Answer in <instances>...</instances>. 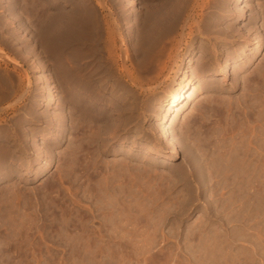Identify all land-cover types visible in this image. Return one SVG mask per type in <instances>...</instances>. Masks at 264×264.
<instances>
[{"label": "rangeland", "instance_id": "1", "mask_svg": "<svg viewBox=\"0 0 264 264\" xmlns=\"http://www.w3.org/2000/svg\"><path fill=\"white\" fill-rule=\"evenodd\" d=\"M102 2L101 9L94 0L91 5L100 23L113 24L119 36L120 65L112 78L95 67L102 87L118 93L99 107L109 129L97 131L91 181L78 176L74 130L63 135L47 127L66 101L76 99L73 22L81 4L48 8L47 25L59 12L66 18L62 51L52 52L46 40L33 38L30 4L0 0V89L7 87L2 94L12 97L0 99V152L9 148L16 161L12 177L0 178V264H264V0ZM170 2H182L181 24L187 20L193 32L185 30L179 61L163 57L157 65L168 67L162 73L155 66L157 73L132 59V51L142 17ZM218 5L228 9L220 18L234 19L228 39L200 28ZM177 33L166 43L180 41ZM190 42L194 51L187 58L182 49ZM229 42L238 51L249 45L252 67L226 53ZM208 54L219 56L221 71L197 70ZM126 56L131 62L122 66ZM182 80L195 88L194 97L181 104L167 141L159 134L170 113L164 101ZM52 92L58 104H50Z\"/></svg>", "mask_w": 264, "mask_h": 264}, {"label": "bare ground", "instance_id": "2", "mask_svg": "<svg viewBox=\"0 0 264 264\" xmlns=\"http://www.w3.org/2000/svg\"><path fill=\"white\" fill-rule=\"evenodd\" d=\"M94 1H95V5L99 9L103 8L102 0H94ZM158 1H161V0H158ZM244 1L245 0H238V2H244ZM12 2H25V3L30 4L31 8H29L27 13H28V16L31 18L30 20L32 23L31 27L33 28V31H32L33 32L32 33L33 38L38 37L37 38L38 42H40L41 39L46 40L47 41L46 45H47L48 49L51 48L50 50H52V52L53 51H59L60 48L62 49V44H63L62 38H65V36H63V34H64L63 31H66V30H64L65 26H64V22H63V21H65L64 20L65 14L62 12H59L58 15H56L54 17L53 21L51 22V25H50V23H49V25H47L46 18L48 17L47 16V11L49 10L48 8L54 3H58V4H62V5H64V4H72L73 5L74 3H77L78 5L81 4L77 8L75 7L76 9H74L75 22H73V23H75V25H74L75 38H76L75 42L78 45V54H77L78 58H77V66H76V79H77V81H76V85L74 87V89H76V91H75L76 92V99H75V102L73 105L69 104L66 101V99H64L66 102H65V105H63V106H65L63 109H65V110H63L61 112V114L58 116H54V117L50 116L51 118L48 119V126L47 127L56 126L57 128H60V131L63 135L67 134L70 130H74L75 135H76V138H75L76 139V144H75L76 147L75 148L77 149V154H75V155H77L76 156V165H77V170H78V176H80L81 178H86V179L93 181L94 175H95L94 172H96V171H94L95 166L93 168L94 152L97 151L95 144L99 143L97 141L98 140V134L97 133H99V132H97V131H100V128L103 129L104 125L107 124V119H108L107 116L104 115V113L103 114L101 113L100 104H102V106H103V104H105L107 106L108 97H111V95H115L118 93L117 91L116 92L109 91L108 89L102 87V83H104L105 80H102L103 76H99V72H98L99 70L95 69V67H97V68L101 67V71L103 72L102 74H104V76L107 75L108 78H110V77L112 78L111 71L114 70L113 67H119V65H120L119 64L120 62L118 59V54H117V51L119 49V47L117 48V40H118L119 36L117 37V35H116L117 33L115 32V28H114L113 24H111L109 22H107V23L104 22L105 24L103 25L100 23V21L95 16L94 7H93V5H91V0H12ZM92 2H93V0H92ZM227 10L228 9H226V6H224V5L219 6L218 5V7H216L214 13H212L211 15L206 17V19H204V20L202 19L203 21L200 20L201 30H203L205 33H207L210 36L214 35V37L215 36H223L224 38H227V39L230 36L233 37V34H234L233 24L234 23L232 24V22L234 19L226 20V19L220 18V13H223L224 11L226 12ZM241 11L243 14H242V17L239 18L240 21L244 19V12H243L244 10L241 9ZM145 12H147V11H145ZM184 13H185V10H184V6H182V2H178L175 4H172L171 2L170 3H161V4L156 5L153 8V10H151L148 14L146 13L144 15V17H142V28H140V31L142 33H141V37H138L137 46H134L135 48L132 51V53L134 52V54H133L134 56L132 59L137 60V59L141 58L142 61H144L145 66L149 67V68L158 66L157 63H159V61L163 57L164 58L165 57L172 58V59L177 58V61H179L180 56L178 57V55H179L178 52L182 46L181 40L184 38L185 30L188 31L187 35L188 34L191 35L193 32V28L191 26L189 27V24H187L188 23L187 20L184 19L185 23L181 24V20L183 19ZM262 17H263V15H262ZM263 20H264V18H263ZM37 22H40L39 23L40 25H38ZM222 22H225V24H224L225 26H222V28H220L219 25ZM39 28L41 30H39ZM69 28H66V29L68 30ZM197 28L199 29V27H197ZM105 30H110V32L108 31L109 33L106 34ZM178 31L180 32L178 35L180 38V41H177V42L175 41L176 43H172V42L166 43L167 39L169 40V38L174 37L176 34H178L177 33ZM38 32H40V33H38ZM67 33H71V32H67ZM11 35H13V34H11ZM136 36H138V35H136ZM72 37H74V36H72ZM229 45L230 46L228 47V49L226 51L227 54L233 55L234 57L240 56V57H242V59L245 62L248 59V66L249 67L253 66L252 59L249 60V58H248L249 57L248 52L252 51L249 48V45L241 48L240 51H238L239 45H235L233 42H229ZM65 46H63V47H65ZM203 47L206 49V51H209V48H208L209 45L208 44H206V43L203 44ZM261 48H262V43L259 41L257 46H256V53ZM183 50L186 51V56H187V58H189L193 54V51H194L193 50V44L190 42L185 47V49H182V51ZM60 51H62V50H60ZM131 57L126 56L124 58V61L122 60L123 61L122 66L125 65L128 61H130ZM208 57L209 58L207 60V63H205V64L203 63L204 65L200 66V69L198 68L197 70H199L200 72H202V71H215V70L219 71L220 69L223 68V67L219 68L220 60H219L218 55L215 58H210V57H212V55L208 54ZM164 63L165 64H162V65H164L162 67H168L167 62H164ZM160 64H161V62H160ZM138 65H140V64L138 63ZM142 66H143V64H142ZM142 66L140 68H142ZM160 67H161V65L158 66L157 68L159 69ZM162 67L159 69V71L162 70ZM263 67H264V65H263ZM225 68H226V65L224 64V69ZM155 69H156V67H155ZM164 70L165 69L162 70V73L164 72ZM74 71H75V68H74ZM159 71L157 70L156 72L158 73ZM139 72H140V70H139ZM153 72H155V71H153ZM126 74H127V72H126ZM74 76H75V74H74ZM121 76L123 77V74ZM127 76H128V79H131V78H129L130 74H127ZM113 79H115V78H113ZM117 81L119 82L118 85L120 86L122 81L120 82L119 79H117ZM117 81H116V83H118ZM186 81H187V78L184 79V82H186ZM134 82H135V80L132 79V82H129V83H132L133 86H135ZM136 85H138V83H136ZM121 87H123V86H121ZM137 87H139V86H137ZM141 87H142V85H141ZM0 88H4V87L0 86ZM126 88H128V87H126ZM194 89H195L194 87L192 88V84L187 83L186 85L185 84L183 85V80H182V84L178 82L177 87L171 90L170 98L166 99L164 101V103L166 104V107L168 108V110H170V113L167 116L166 121L160 127L159 134L162 138H166L167 141H169L168 139L170 137L172 124L176 120L175 114L179 111V108H180L182 103H188L192 100V98L194 97ZM1 90L2 89H0V99L5 98L7 94H10V93H6V92H4L2 94ZM7 90H8V88L6 87L2 91H7ZM131 90L129 89V91H131ZM18 91H20V90H18ZM55 93L56 92H52V95L50 96L51 97L50 98V104L51 105H54L55 102L58 101V100H56V94ZM40 96H41V94L38 95L37 97H40ZM134 96H135V94H134ZM8 97H11V96H8ZM67 98H69V97H67ZM2 100H4V99H2ZM135 100H136V98H135ZM126 101H127V99H126ZM131 101H132V99H131ZM0 102H2V101H0ZM120 102L124 103V101H120ZM111 104H113V103H111ZM66 105L67 106L70 105V107H67ZM128 105L130 106L131 104H128ZM128 105H126V106H128ZM121 106H125V104H121ZM126 106H125V108H126ZM129 106L127 107V109L131 107V106L130 107ZM137 108H138V105H137ZM68 110H69V113L73 112L72 120H70V121H69V117H68ZM132 110H133V108H132ZM122 111H124V109ZM115 112H116V110H115ZM120 113L122 114V112H120ZM25 114L28 115V112H26ZM133 114H131V115H133ZM107 115H109V114H107ZM118 116H119V114H118ZM127 117H128V115H127ZM110 122H111V120H110ZM122 122H123V120H122ZM69 124H71V125L73 124V127H70ZM106 127H107V125H106ZM112 127H114V126H112ZM122 130H124V129H122ZM107 135H109V134H107ZM13 141H14V138H13ZM104 142H105V140H104ZM100 143H102V142H100ZM103 145L102 146L105 147L106 144H103ZM98 147H99V145H98ZM87 148H89V149H87ZM4 149H5V147H4ZM172 149H173L172 154L177 155L178 149L174 143L172 144ZM43 156H44V154H43ZM86 159L88 161H86ZM15 163H16L15 155H14L12 150H9V148H6L3 152H0V178H2V179L11 178L13 175V170H14L13 167H14ZM76 178H77V176H76Z\"/></svg>", "mask_w": 264, "mask_h": 264}]
</instances>
